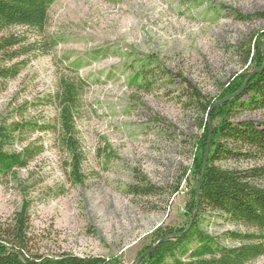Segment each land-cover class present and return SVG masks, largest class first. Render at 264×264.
Here are the masks:
<instances>
[{"label":"rangeland","instance_id":"obj_1","mask_svg":"<svg viewBox=\"0 0 264 264\" xmlns=\"http://www.w3.org/2000/svg\"><path fill=\"white\" fill-rule=\"evenodd\" d=\"M259 13L264 0H56L44 38L13 29L30 42L58 43L6 63L26 64L14 79L0 81V123L51 121L58 75L85 80L75 117L84 180L70 181L50 133L26 132L22 144L7 150L37 142L44 151L27 168L0 177V222L25 198L34 252L117 257L123 264L138 260L157 229L184 227L201 134L187 84L217 97L242 70L240 45L254 36L264 43ZM240 120L264 123V111L241 110L234 121ZM141 177L157 189L154 195L130 192ZM202 228L220 236L234 227L207 214ZM248 264H264V256Z\"/></svg>","mask_w":264,"mask_h":264},{"label":"trees","instance_id":"obj_2","mask_svg":"<svg viewBox=\"0 0 264 264\" xmlns=\"http://www.w3.org/2000/svg\"><path fill=\"white\" fill-rule=\"evenodd\" d=\"M55 1L0 0V81L14 79L26 64L20 61L7 66V62L35 50L45 53L57 45L55 39L30 42L24 33L12 32L25 28L44 38L49 9ZM254 16L264 18L261 13ZM240 50L242 70L221 84L217 97L203 95L187 84L189 106L196 111L201 131L194 141L191 168L194 187L184 209L188 219L180 229H157L154 241L140 252L135 264H248L264 256V123L234 121L241 110L264 111V43L257 42L254 36L241 44ZM86 86L85 80L62 73L49 95L55 110L51 121L0 123V177L15 175L43 153V144L37 142L24 144L19 151L7 150L15 142L22 144L26 132L38 131L53 136L54 148L70 181L83 183L85 156L75 117ZM224 99L227 100L221 102ZM228 160L252 164L244 169L220 166ZM140 182L130 187L132 194L156 193L157 189L146 178L141 177ZM29 211L30 202L24 198L20 208L0 222V264H123L117 257L77 256L68 252L50 256L34 252L28 237ZM207 214L234 228L220 236L208 233L202 228Z\"/></svg>","mask_w":264,"mask_h":264},{"label":"water","instance_id":"obj_3","mask_svg":"<svg viewBox=\"0 0 264 264\" xmlns=\"http://www.w3.org/2000/svg\"><path fill=\"white\" fill-rule=\"evenodd\" d=\"M231 97H233V96H231ZM231 97H229V98H231ZM228 99V98H227ZM227 99H224L223 101H221V102H224V101H226ZM221 102H219V103H221ZM211 138V137H210ZM210 140V139H209ZM209 144V143H208ZM208 148H209V145H208V147H207V151H208ZM206 157H207V153L205 154V156H204V161H203V169H202V172L204 171V169H205V165H206ZM201 180V179H200ZM198 193V192H197ZM194 216H195V213H194V215H193V217H192V219H191V222L193 221V218H194ZM138 261V260H137ZM137 261H134V263H132V264H135Z\"/></svg>","mask_w":264,"mask_h":264}]
</instances>
